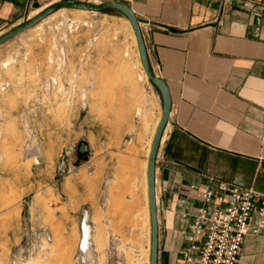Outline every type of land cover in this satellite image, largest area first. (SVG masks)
<instances>
[{
    "label": "rangeland",
    "instance_id": "rangeland-1",
    "mask_svg": "<svg viewBox=\"0 0 264 264\" xmlns=\"http://www.w3.org/2000/svg\"><path fill=\"white\" fill-rule=\"evenodd\" d=\"M31 5L19 23L42 7ZM135 50L125 17L112 10L60 9L0 45V264L150 263L146 210L131 211L123 229L121 203H113L108 228L94 222L95 231L111 229V240L100 238L96 253L78 248L82 222L89 231L92 223L76 202L89 200L99 177L88 149L148 147L159 117L158 92Z\"/></svg>",
    "mask_w": 264,
    "mask_h": 264
},
{
    "label": "crops",
    "instance_id": "crops-1",
    "mask_svg": "<svg viewBox=\"0 0 264 264\" xmlns=\"http://www.w3.org/2000/svg\"><path fill=\"white\" fill-rule=\"evenodd\" d=\"M57 1L0 0V27L18 25L31 4L46 7ZM103 1L123 2L144 21L140 30L150 68L169 90L170 117L155 162L157 259L158 264H183L197 209L217 206L216 201L204 203L199 190L212 187L219 193L218 185L226 183L264 194V0L92 3ZM152 95L160 119L162 102L153 89ZM101 146L88 149L89 166L99 175L90 182V198L76 202L78 214L87 210L91 220L90 231L86 224L82 228L94 253L99 239L112 235L111 229L95 231L94 222L97 218L108 228L114 202L121 203L116 213L124 219L123 229L131 211L146 210L149 217L147 146L137 141L120 150L105 142ZM117 178L113 193L109 187ZM242 242L237 264H264V234L249 231Z\"/></svg>",
    "mask_w": 264,
    "mask_h": 264
},
{
    "label": "built area",
    "instance_id": "built-area-1",
    "mask_svg": "<svg viewBox=\"0 0 264 264\" xmlns=\"http://www.w3.org/2000/svg\"><path fill=\"white\" fill-rule=\"evenodd\" d=\"M218 186L219 193L212 187L199 190L204 203L216 201L217 206L210 210L204 206L197 209L190 227V246L183 254V264H194V253H198L197 264H237L245 235L249 231L264 234V194L226 183ZM83 223L89 229L88 223ZM78 248L82 255L89 249L88 243L85 248L79 242Z\"/></svg>",
    "mask_w": 264,
    "mask_h": 264
},
{
    "label": "water",
    "instance_id": "water-1",
    "mask_svg": "<svg viewBox=\"0 0 264 264\" xmlns=\"http://www.w3.org/2000/svg\"><path fill=\"white\" fill-rule=\"evenodd\" d=\"M83 10L92 12H103L104 10H112L119 12L124 16L134 32L136 39V45L138 50V59L143 72L146 74L148 82L152 84L159 94L160 101L162 102L161 117L156 125L155 132L151 141V148L148 154L147 164V188H148V202H149V217H150V251H149V264H158V226H157V209L155 202V162L156 155L160 146V140L164 133V128L169 120V113L171 110V101L168 87L164 80L157 77L151 70L149 60L147 59L146 45L144 44L142 31L140 30V24L144 21L135 15L134 11L123 2H108L103 1L100 3H87L79 0H60L57 2L49 3L41 11L33 15L31 18H27L24 22L18 23L10 29L0 33V45L4 42L18 36L19 33L31 28L33 25L44 20L46 16L60 10Z\"/></svg>",
    "mask_w": 264,
    "mask_h": 264
},
{
    "label": "bare ground",
    "instance_id": "bare-ground-1",
    "mask_svg": "<svg viewBox=\"0 0 264 264\" xmlns=\"http://www.w3.org/2000/svg\"><path fill=\"white\" fill-rule=\"evenodd\" d=\"M43 8L44 7L34 10L33 12L30 13L28 18H31L33 15H35L36 13L41 11ZM78 11L85 12L83 10H78ZM125 21L129 25V22H128V20L126 18H125ZM129 30H131L130 25H129ZM131 32H132V36H133V43H134V45L136 47L135 54H136V59L138 60V63H139V66H140V73H141L142 77L144 78V80L147 81L146 74L143 72V69H142L141 64H140V59H138V50H137V45H136V39H135V36H134V32H133V30H131ZM158 121H159V119L157 121L153 122L154 123V124H152L153 126L151 128L149 127L150 130H148V128H147V130L152 133L150 140L147 142V145H148L147 154H149V151H150V148H151V141H152V138H153V135H154V132H155V128H156V125H157ZM147 134H148V132H147ZM83 224H85V223H83ZM84 227H85V225H84ZM82 233H83V237H82V240H81V246L86 248L87 236H88L87 230L82 231Z\"/></svg>",
    "mask_w": 264,
    "mask_h": 264
}]
</instances>
